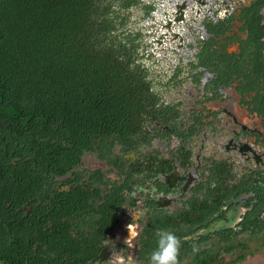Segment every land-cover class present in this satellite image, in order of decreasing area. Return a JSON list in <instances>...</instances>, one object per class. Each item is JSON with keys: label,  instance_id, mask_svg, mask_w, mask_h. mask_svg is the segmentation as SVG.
I'll list each match as a JSON object with an SVG mask.
<instances>
[{"label": "flooded vegetation", "instance_id": "obj_1", "mask_svg": "<svg viewBox=\"0 0 264 264\" xmlns=\"http://www.w3.org/2000/svg\"><path fill=\"white\" fill-rule=\"evenodd\" d=\"M146 8L156 59L143 58L139 72L155 73L154 106L45 175L41 192L14 209L35 224L26 251L13 250L11 235L0 264H49L54 245L83 250L59 255L69 264H148L157 228L180 238L179 264L264 249V0Z\"/></svg>", "mask_w": 264, "mask_h": 264}, {"label": "trees", "instance_id": "obj_2", "mask_svg": "<svg viewBox=\"0 0 264 264\" xmlns=\"http://www.w3.org/2000/svg\"><path fill=\"white\" fill-rule=\"evenodd\" d=\"M151 1L0 0V252L11 235L13 250L26 251L35 224L14 209L41 192L45 175L69 169L76 149L132 129L154 106L155 73L139 72L143 58L156 59L141 26ZM52 250L49 264L85 258L80 248Z\"/></svg>", "mask_w": 264, "mask_h": 264}, {"label": "clouds", "instance_id": "obj_3", "mask_svg": "<svg viewBox=\"0 0 264 264\" xmlns=\"http://www.w3.org/2000/svg\"><path fill=\"white\" fill-rule=\"evenodd\" d=\"M155 247L148 255V264H179L180 238L164 228L154 232Z\"/></svg>", "mask_w": 264, "mask_h": 264}, {"label": "rangeland", "instance_id": "obj_4", "mask_svg": "<svg viewBox=\"0 0 264 264\" xmlns=\"http://www.w3.org/2000/svg\"><path fill=\"white\" fill-rule=\"evenodd\" d=\"M149 35L147 36L148 39ZM153 43H156L155 41H153ZM231 261L232 259L227 258L225 260V262L227 261ZM240 264H264V249H262L259 253L256 254V256L252 259H247L244 262L240 263Z\"/></svg>", "mask_w": 264, "mask_h": 264}, {"label": "water", "instance_id": "obj_5", "mask_svg": "<svg viewBox=\"0 0 264 264\" xmlns=\"http://www.w3.org/2000/svg\"><path fill=\"white\" fill-rule=\"evenodd\" d=\"M261 14H262V16L264 18V8L262 9Z\"/></svg>", "mask_w": 264, "mask_h": 264}]
</instances>
